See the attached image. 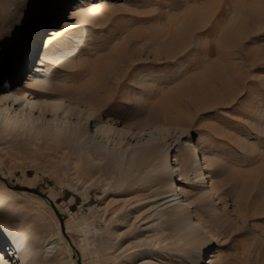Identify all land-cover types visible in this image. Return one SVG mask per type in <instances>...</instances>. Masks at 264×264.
I'll list each match as a JSON object with an SVG mask.
<instances>
[{
	"label": "rangeland",
	"instance_id": "374dc122",
	"mask_svg": "<svg viewBox=\"0 0 264 264\" xmlns=\"http://www.w3.org/2000/svg\"><path fill=\"white\" fill-rule=\"evenodd\" d=\"M37 1L10 0L0 9V96L7 86L15 92L28 89L44 56L40 58L43 42L58 29L62 33L45 66V78L62 88L54 94L57 98L91 111L102 123L137 133L140 143L148 136L168 143L172 165L175 158L181 168L186 164L182 150H176L177 140L170 137L176 129L185 130L181 142H198L204 149L207 185L218 198L213 206L218 209L208 211L197 203L196 190L183 174L180 182L194 218L216 238L199 263L205 264L214 252L215 264L232 263L243 255V245L255 248L252 259L262 257L264 0H53L44 23L14 48ZM77 6L79 16L73 15ZM63 21L67 28H62ZM7 45L13 48L3 52ZM28 54L30 68L20 75ZM76 87L87 102H71ZM6 112L17 119L19 106L11 105ZM75 116L70 120L76 121ZM164 128L170 129L165 133ZM22 131L18 124L10 134L0 130V208L4 222L25 236L40 263L84 264L81 243L87 264L133 262L137 253L157 264L193 263L194 249L187 259L182 251L173 252L176 237L164 221V206L179 197L165 198L161 202L168 203L161 206L158 201L151 215L145 213L149 201L163 193L126 162L131 148L142 145L138 140L132 141L119 166L108 155L84 160L80 146L68 152L19 142L15 135L22 137ZM198 154L202 162L199 149ZM120 191L132 199L120 210L127 215L114 224L110 203ZM114 225L123 236L122 252L110 249ZM161 233L169 243L160 254L155 247L135 245Z\"/></svg>",
	"mask_w": 264,
	"mask_h": 264
},
{
	"label": "bare ground",
	"instance_id": "6f19581e",
	"mask_svg": "<svg viewBox=\"0 0 264 264\" xmlns=\"http://www.w3.org/2000/svg\"><path fill=\"white\" fill-rule=\"evenodd\" d=\"M9 1L10 0H0V9L3 8ZM52 1L53 0H39L35 5L30 7L31 12L26 15L22 22L20 35L17 43L13 46L14 48L18 46V43L21 44L22 41L26 42L27 39L32 36L31 34L33 31L44 23L43 14L50 10V6L53 3ZM80 13V6H77L73 15L79 16ZM48 15L53 16L52 12ZM75 16L70 17V19H73ZM63 22L64 27L62 28H67L69 23L67 21ZM50 32L52 33L47 37L45 35V40L43 38L44 42L40 58L43 53L44 56L42 57L40 64L37 66L35 74L27 84L28 89L24 92H15L7 86L4 89L5 92L0 96V130L10 134L12 127L18 124V127L22 128V132L24 133L21 135L22 137L15 135L16 139L20 138L19 142L22 141L24 143L30 141L39 143L45 147H49L50 149L65 148L68 152H74L75 148L80 146L83 149V155L81 154V158L84 160H92L93 158L101 155H108L113 163L120 166L123 163V155L128 149H130L132 141L139 139L138 134L131 132L129 129H118L112 124L102 123L99 116H91V111L84 112V110H81L80 108L77 109L76 106H72L71 103L65 104L64 101H62L63 99L57 98V96L54 95L60 92L62 88H60L59 83L52 84L45 78V66L49 50L54 40H56L62 32L58 29H52ZM42 41L40 43V48ZM10 47L12 46L7 45L5 49H3V52ZM22 47L24 48L25 46L23 45ZM32 54H28L26 56L27 61L20 69V75L23 74V72L25 73V70L28 68L27 66L30 65ZM3 56L4 54L0 53V63ZM69 99H71V102L73 101L76 104L87 102L81 95L79 87H76L73 95ZM11 105L15 107L19 106V117L17 119L15 117H11L9 113L6 112L10 109ZM72 115H76V121L70 120ZM149 123H151L150 120L146 121V124ZM169 129L170 128H164L162 131L167 133ZM32 131H34L33 134H31ZM172 133H170V137L178 142L176 150H182L183 156L186 160V164L184 163L183 168L179 166L177 158L174 159L176 162L172 165L170 159L171 157H168L170 145L166 142L161 144L159 138H154L153 136H148L144 141H141V143L139 140L135 142L136 144L142 145L140 147L131 148L128 156L126 157L128 160L126 162H129L131 167H133L134 172L142 174L143 178H149L152 185L157 186L158 189H162L163 195L160 197L155 195L154 197H157V199H151L149 201L150 205L147 207L145 213L151 215L154 209L153 205L154 203H158V201H160L158 206L169 202V204L164 206V216H166L164 221L168 224L169 228L174 231L173 236L176 237V248L173 252L176 253L178 251H182L186 255L184 258L187 259L188 257H191L189 253L194 249L195 260L190 264H200L199 260L202 255L211 245L213 240H216V238L211 236L209 231L205 230V227L198 216L194 218L190 208L191 206L185 202V195L183 191H181L182 188L180 187L182 174L185 178L191 181L190 184L196 190L195 194L197 203L204 206L208 211H213V209H218L213 206L219 202L217 197L214 198L213 192L207 185L208 167L206 163L205 151L201 147L200 143L197 142L193 145L190 144L188 140L181 142L179 137L185 133L184 129H176L174 131L175 134L172 135ZM164 137L165 134L161 138ZM198 149L200 150L202 162H200V157L198 156ZM173 156H175V154ZM216 165L219 167L220 163L216 161ZM259 176V174H256V181ZM176 177L180 178L176 179ZM221 184H223V182H221ZM136 191L137 189H135V192ZM114 196L115 200L110 203V215L112 223L115 224L118 221L119 216L124 215L125 217L127 215L124 211L120 210H122L124 205L129 203L132 196L124 194L122 191L117 192ZM172 196H178L179 201L172 199L168 202H161V200ZM173 201L178 202L180 207H177L174 203L172 204ZM118 207H120L119 210ZM167 207H170V209L166 210ZM3 212L5 211L0 208V264H49L46 262L40 263L36 253L32 250L25 236L22 235L20 231L16 230L15 226H9L6 222H4L6 220H3V214H5ZM226 227L229 230L231 229L229 226ZM142 230H145V228ZM160 231L161 230H159V232ZM113 234L115 237L110 241L111 252H122L124 250H122V247L124 248V243H122V235L116 226L113 229ZM167 237L168 236L163 238L162 233L161 235L159 234L158 237L152 239L145 236L144 238L139 239L135 245L144 249L146 247H155V249H157V251L155 250L157 252L156 254H158L162 251L159 250L160 248L162 249L163 246L165 247L168 245L169 242L165 243L168 239ZM163 243L165 244L163 245ZM77 245L81 252L84 264H87L84 261V245L82 243ZM251 247L243 245V255L239 259L234 260L232 263L227 260L225 264H259V260L261 261V259L264 264V255L259 257L257 254L253 257V259L251 258V253L255 251V248ZM261 250H263V247ZM172 253H169L171 258L173 256ZM137 254L138 256L133 262L130 261L131 258H128L129 255H126V259L128 258V260H126L123 264H157L152 260L143 261L145 257L142 253ZM217 258L218 254L217 252H214L210 256V259L204 263L215 264ZM185 262L187 261L185 260Z\"/></svg>",
	"mask_w": 264,
	"mask_h": 264
},
{
	"label": "water",
	"instance_id": "95a60500",
	"mask_svg": "<svg viewBox=\"0 0 264 264\" xmlns=\"http://www.w3.org/2000/svg\"><path fill=\"white\" fill-rule=\"evenodd\" d=\"M44 37H45V35L41 38V41L43 40ZM41 41H40V43H41Z\"/></svg>",
	"mask_w": 264,
	"mask_h": 264
}]
</instances>
